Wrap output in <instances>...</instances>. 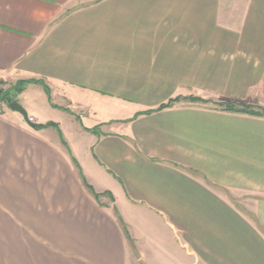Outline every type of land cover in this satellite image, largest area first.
I'll return each mask as SVG.
<instances>
[{
    "label": "crops",
    "instance_id": "1",
    "mask_svg": "<svg viewBox=\"0 0 264 264\" xmlns=\"http://www.w3.org/2000/svg\"><path fill=\"white\" fill-rule=\"evenodd\" d=\"M25 80L57 128L0 108V185L45 194L71 264H264V118L218 106L264 108V0H0Z\"/></svg>",
    "mask_w": 264,
    "mask_h": 264
},
{
    "label": "rangeland",
    "instance_id": "2",
    "mask_svg": "<svg viewBox=\"0 0 264 264\" xmlns=\"http://www.w3.org/2000/svg\"><path fill=\"white\" fill-rule=\"evenodd\" d=\"M4 83L0 84V89L4 91L10 90L16 84ZM49 100L51 103L53 101L60 104L52 92H50ZM0 108L10 107L3 102L0 103ZM9 110L12 115L22 117L19 113ZM42 115L44 116H40V120L50 121L49 116L45 113ZM6 182L0 185V259L2 264L73 263L78 257L74 255V252L65 250L67 241L64 236H59L57 233L59 224L57 209L50 211L53 207L46 200V196L44 197L45 194L43 195L40 191L41 199L44 201L25 202L24 193L16 195V189L11 187L8 181Z\"/></svg>",
    "mask_w": 264,
    "mask_h": 264
},
{
    "label": "trees",
    "instance_id": "3",
    "mask_svg": "<svg viewBox=\"0 0 264 264\" xmlns=\"http://www.w3.org/2000/svg\"><path fill=\"white\" fill-rule=\"evenodd\" d=\"M30 83H40V81H27V80L19 81L14 86H12L10 88V90H8V91H4V90L0 89V103L4 102V103L8 104L10 107L11 103L18 102V97L22 93H24V91L26 90L27 86ZM0 84H5V83L3 81H0ZM50 92L51 91L49 90V88H47L48 96H50ZM177 101H179V100H174L170 104L161 106L159 109L163 110V109L169 108ZM189 101L192 103H204V104L208 103L207 101L201 100L198 98H191V99H189ZM218 106L224 112L249 115V116L258 117V118H264V108H262V107H253V106H245V105H238V104H219ZM49 127L57 128V125L54 123H48L45 125L36 124L34 129L39 131V130L46 129ZM73 162L78 166L76 160L73 159ZM82 179H83V183H84L85 187L93 194L95 199L98 200L100 196L93 190V188L91 186L88 185V183L85 181L84 177H82ZM115 213H116V217H117V220H118L121 228L123 229L125 234L128 236L129 234H128L127 226H126L123 218L121 217L118 210L115 209Z\"/></svg>",
    "mask_w": 264,
    "mask_h": 264
},
{
    "label": "water",
    "instance_id": "4",
    "mask_svg": "<svg viewBox=\"0 0 264 264\" xmlns=\"http://www.w3.org/2000/svg\"><path fill=\"white\" fill-rule=\"evenodd\" d=\"M10 109L13 110L14 112H17V113L21 114L24 117V119L28 122V124L32 128H35L36 124H34L32 122L31 118L28 115V112L25 110V108L23 106H21L17 102H13V103L10 104Z\"/></svg>",
    "mask_w": 264,
    "mask_h": 264
}]
</instances>
